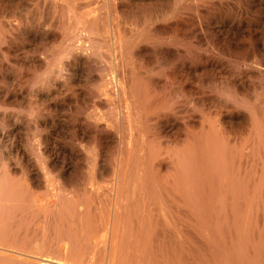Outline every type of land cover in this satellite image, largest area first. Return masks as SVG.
<instances>
[{"label": "bare ground", "instance_id": "bare-ground-1", "mask_svg": "<svg viewBox=\"0 0 264 264\" xmlns=\"http://www.w3.org/2000/svg\"><path fill=\"white\" fill-rule=\"evenodd\" d=\"M32 92L73 108L78 264H264V0H0V94Z\"/></svg>", "mask_w": 264, "mask_h": 264}, {"label": "rangeland", "instance_id": "rangeland-1", "mask_svg": "<svg viewBox=\"0 0 264 264\" xmlns=\"http://www.w3.org/2000/svg\"><path fill=\"white\" fill-rule=\"evenodd\" d=\"M37 100L34 92L0 94V247L78 264L79 258L71 256V212L78 206L70 186L78 177L79 161L58 154V146L70 140L67 130L57 128V120L73 108L65 106L56 112L51 103L39 105ZM33 162L42 167L50 164L51 176L64 189H34Z\"/></svg>", "mask_w": 264, "mask_h": 264}]
</instances>
